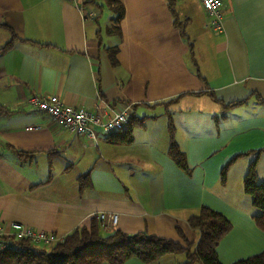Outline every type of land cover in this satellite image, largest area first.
<instances>
[{
    "label": "crops",
    "instance_id": "obj_1",
    "mask_svg": "<svg viewBox=\"0 0 264 264\" xmlns=\"http://www.w3.org/2000/svg\"><path fill=\"white\" fill-rule=\"evenodd\" d=\"M118 1L116 24L107 0H83L92 18L67 0H0V47L14 35L0 51L9 110L0 114V237L13 236L16 221L63 238L116 213L114 225L99 219L102 233L144 231L194 247L200 233L187 219L204 205L231 223L216 247L222 264L259 253L264 231L243 179L255 161L264 181V0H223L218 34L199 0ZM34 93L107 112L127 104L143 124L129 143L102 133L94 141L33 110ZM170 118L190 174L168 154ZM84 176L90 185L80 188ZM184 260L177 252L122 264Z\"/></svg>",
    "mask_w": 264,
    "mask_h": 264
},
{
    "label": "trees",
    "instance_id": "obj_2",
    "mask_svg": "<svg viewBox=\"0 0 264 264\" xmlns=\"http://www.w3.org/2000/svg\"><path fill=\"white\" fill-rule=\"evenodd\" d=\"M108 4L117 12L116 24L123 13V6L118 0H107ZM171 5V1L169 0ZM176 20V19H175ZM119 26L117 25V28ZM181 33L185 35L181 27ZM14 39L0 47V51L9 48ZM115 48L110 49V57L115 62ZM176 98L171 99L174 101ZM239 102L229 103L227 106L237 105ZM9 110L0 104V114ZM131 116L128 124L110 133L108 138L113 143H129L133 139L132 126L136 123ZM170 144L168 154L176 164L187 174L191 173L185 152L182 151L173 139L174 127L171 118L168 126ZM19 155L25 151L16 150ZM224 176V171L222 172ZM80 188L89 186L87 176L80 178ZM243 189L251 196L252 205L257 210L253 215L256 225L264 231V181H261L255 169V161L249 165L243 179ZM188 222L193 228L199 230V239L194 247L191 242L182 244L169 238L149 235L144 231L126 233L114 229L104 234L101 231V221L98 216L91 217L87 225L76 227L66 234L62 240L52 243L47 249L38 248L28 239H15L13 236H1L0 240L7 241L8 247L0 250V264H122L131 257H136L149 263L158 257L168 254L184 252L185 260L181 264H222L216 253V247L221 238L230 230L231 223L220 212L208 206H201L196 214L188 217ZM232 264H264V250L254 255L241 258Z\"/></svg>",
    "mask_w": 264,
    "mask_h": 264
},
{
    "label": "built area",
    "instance_id": "obj_3",
    "mask_svg": "<svg viewBox=\"0 0 264 264\" xmlns=\"http://www.w3.org/2000/svg\"><path fill=\"white\" fill-rule=\"evenodd\" d=\"M73 3L83 13V17L92 18L93 11L84 7L83 0H67ZM205 10L208 21L207 26L216 34L223 31V0H199ZM28 103L35 111L46 113L58 125L96 141L99 133L107 134L125 127L131 117L129 105H122L119 108L111 109L110 112L97 109H86L77 105L67 104L55 94L34 93L28 98ZM40 125L34 126V128ZM28 128H33L29 126ZM118 214L101 213L99 219L107 221L110 225L117 222ZM10 226L13 229L15 239H28L32 244L51 245L62 240L54 232L35 229L20 222L12 221ZM3 227L0 225V234ZM7 241L0 240V250L8 247Z\"/></svg>",
    "mask_w": 264,
    "mask_h": 264
},
{
    "label": "rangeland",
    "instance_id": "obj_4",
    "mask_svg": "<svg viewBox=\"0 0 264 264\" xmlns=\"http://www.w3.org/2000/svg\"><path fill=\"white\" fill-rule=\"evenodd\" d=\"M181 255H183V254H181ZM172 257H179V255L175 254V256H172ZM196 263L199 264L198 262H196Z\"/></svg>",
    "mask_w": 264,
    "mask_h": 264
}]
</instances>
